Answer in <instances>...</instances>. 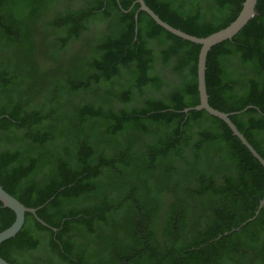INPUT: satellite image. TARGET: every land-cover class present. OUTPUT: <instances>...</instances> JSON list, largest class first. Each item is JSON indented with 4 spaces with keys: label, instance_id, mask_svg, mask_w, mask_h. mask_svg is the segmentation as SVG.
I'll return each mask as SVG.
<instances>
[{
    "label": "trees",
    "instance_id": "1",
    "mask_svg": "<svg viewBox=\"0 0 264 264\" xmlns=\"http://www.w3.org/2000/svg\"><path fill=\"white\" fill-rule=\"evenodd\" d=\"M144 1L205 37L244 0ZM255 10L208 51L205 83L219 111L252 106L229 117L264 158V0ZM199 50L137 0H0V185L56 228L26 212L3 259L264 262V205L231 231L264 197L262 165L223 120L183 111L199 103ZM14 219L0 202V231Z\"/></svg>",
    "mask_w": 264,
    "mask_h": 264
},
{
    "label": "water",
    "instance_id": "2",
    "mask_svg": "<svg viewBox=\"0 0 264 264\" xmlns=\"http://www.w3.org/2000/svg\"><path fill=\"white\" fill-rule=\"evenodd\" d=\"M137 2L140 4V9L145 11L158 25L163 27L165 30L169 31L170 33L182 39L200 45L198 61H197L199 103L193 107L185 108L183 111L187 113L189 110L203 109L207 111L209 114L223 120L230 128L232 134L235 135L240 140V142L249 150V152L253 155V157L258 160V162L262 165L264 169V158L254 149V147L249 143V141L245 138V136L238 130L236 125L231 121L229 117L230 115H233L235 113L243 112L246 109L251 108L252 106L249 105L244 109H242L241 111L231 112V113H225L219 111L213 108L209 104L208 94L206 90V83H205L206 59H207L208 51L211 49L212 46L224 40L231 39L247 24V22L256 14L255 7L257 0H244L239 14L228 26L216 32H213L205 37H197L171 26L167 22L163 21L152 9H150L146 5L144 0H137ZM136 18L137 16H135V19ZM0 202L2 203V206L10 208L15 213V219L13 223L4 230L0 231V243L16 235V233L21 229L24 223L26 212L33 214L36 220L40 222L42 225L46 227H50L53 231H56V228L49 226L47 223H45L42 219H40L37 216L36 214L37 208L26 207L18 199H16L6 190H4V188L1 185H0ZM263 205H264V197L260 200L258 208L255 211V214L252 217L248 218L246 221H244L239 227L234 228L231 231L238 230L241 226L253 220L257 216L260 208ZM225 234H228V232H226ZM0 264H11V263L7 262L5 259H3L0 256Z\"/></svg>",
    "mask_w": 264,
    "mask_h": 264
},
{
    "label": "flooded vegetation",
    "instance_id": "3",
    "mask_svg": "<svg viewBox=\"0 0 264 264\" xmlns=\"http://www.w3.org/2000/svg\"><path fill=\"white\" fill-rule=\"evenodd\" d=\"M91 29H92V27H91ZM83 37H84V36H83ZM81 41H82V40H79V41L77 40V42H74V41H73V42L70 44V46H72L74 43H76V44H74V46L77 47L79 44H81ZM256 254H257V252L255 251V252L253 253V255L255 256ZM254 256H253V257H254ZM256 261H257V259L245 258L244 261L242 262V264H252V262H255V263H253V264H264V262L257 263Z\"/></svg>",
    "mask_w": 264,
    "mask_h": 264
}]
</instances>
